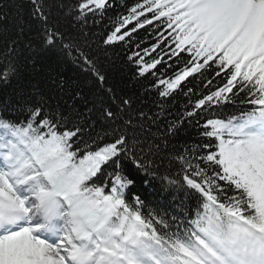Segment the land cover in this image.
I'll return each mask as SVG.
<instances>
[{
  "label": "snow or ice",
  "instance_id": "obj_1",
  "mask_svg": "<svg viewBox=\"0 0 264 264\" xmlns=\"http://www.w3.org/2000/svg\"><path fill=\"white\" fill-rule=\"evenodd\" d=\"M28 3L35 38L0 27V84L19 79L25 51L33 65L59 51L97 92L49 70L0 105V264H264V0H57L58 16ZM109 17L105 54L163 29L126 53L147 109L91 51ZM189 126L199 141L177 148ZM138 177L182 193L180 212L146 211Z\"/></svg>",
  "mask_w": 264,
  "mask_h": 264
},
{
  "label": "trees",
  "instance_id": "obj_2",
  "mask_svg": "<svg viewBox=\"0 0 264 264\" xmlns=\"http://www.w3.org/2000/svg\"><path fill=\"white\" fill-rule=\"evenodd\" d=\"M135 2L136 0H127L129 5ZM56 3L57 0H49L52 12L58 16L59 10L56 7ZM30 11L31 6L28 0H0V12H6L8 16L7 25H0V27H6L8 35H14L20 27H24L27 35L35 38L34 29H30V25H32ZM118 11L123 12L124 10L118 9ZM112 27L113 25L109 17L105 18L102 25H97L92 28L93 34L91 38L94 43L92 44L91 51L93 55L99 57L100 64L107 76V84L114 87L118 92L134 95L138 106H140L141 101H144L143 107L147 109L152 106L151 100L150 98L144 97L143 89L136 84V78L132 74V68L126 61V53L129 49L135 50L134 46L137 43L140 44L141 48L150 47L156 42V37L163 29H154L152 25H147L145 29H138L137 32L133 33L131 44L122 47V42H118L111 46V50L105 54L101 40ZM131 27V24L128 25L129 29ZM165 35H167V33H165ZM126 39L128 38L126 37ZM166 43L167 41L161 43L160 47L164 48ZM159 51L160 49L158 48L157 52ZM153 55H155V53H153ZM30 61L31 54L25 51L21 60L23 67L21 68V76L19 79L12 81L8 85L0 84V105H3L5 102L15 103L18 99L19 89L22 87L26 88L29 81L35 82L36 80H41L46 83V76L49 70H55L60 78L68 80L69 82H75L79 86V89H82L83 92L89 96H93L97 92L93 78L88 73L83 72L71 59L65 57L59 51L40 53L36 57L35 65ZM33 69H35V71ZM213 75L214 73L209 71L205 79H211ZM218 81L219 78H216L214 83ZM195 87L201 92L204 91L201 87V81L199 80L195 82ZM185 99L186 98L181 97L177 102L181 111L183 110ZM173 111L175 112V106ZM8 115L16 116L18 113L9 112ZM21 119H23V117H21ZM197 132L198 128L196 126H189L178 139L177 148H180L186 143L194 144L199 141L200 138ZM135 194H139L141 198L145 200L148 206L146 211H158L162 215L165 213L168 215H175L181 210L179 203L183 198V194L162 192L160 184L157 182L148 183L145 182L143 178L138 177L137 183L133 189V195ZM185 203L191 206L193 202L191 199H186Z\"/></svg>",
  "mask_w": 264,
  "mask_h": 264
}]
</instances>
